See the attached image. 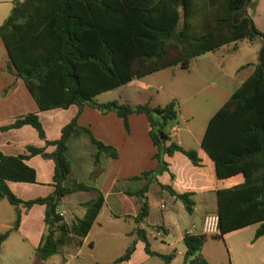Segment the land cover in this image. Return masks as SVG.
I'll list each match as a JSON object with an SVG mask.
<instances>
[{"label": "trees", "instance_id": "16d2710c", "mask_svg": "<svg viewBox=\"0 0 264 264\" xmlns=\"http://www.w3.org/2000/svg\"><path fill=\"white\" fill-rule=\"evenodd\" d=\"M243 1L12 0L0 23L7 71L21 79L36 110L66 108L70 104L76 105L77 110L60 126L55 138H45L34 110L0 124V130L28 124L43 140L41 145L25 143L20 152L0 151V198L14 207L11 225L0 231V244L9 231L17 228L20 207L28 209L32 204H41L42 231L34 246L35 255L45 259L69 241L74 246L80 245L103 196L96 189L92 197L80 202L83 207L80 216L64 220L58 209L63 195L92 188L74 178L67 185L63 183L69 172V161L64 154L66 141L71 135L88 134L95 146L90 178L101 172L100 153L116 156L114 146L97 139L87 126L76 122L77 113L85 104L101 112H114L125 128L129 114L145 116L157 167L133 175L147 180L137 190L128 192L134 193L139 201L133 220L142 221L148 210L147 186L155 180V174L167 169L163 154L180 151L194 165L200 163V158L193 148H184L170 138L169 126L176 118L174 98L164 104H151L149 100L132 104L115 99L98 102L93 96L159 68H185L194 56L222 44L264 36V31L257 29L249 17H240L250 4L247 0L244 7L238 8ZM260 60L252 64L251 71L210 114L199 139L200 147L213 162L217 178L242 175L241 181L214 189L219 229L215 237L251 223L256 224L253 237L264 232V44ZM48 145L52 147L50 150L45 149ZM35 154L52 162L51 189L44 195L21 199L10 190L7 180L35 182V170L25 162ZM159 187L178 198L184 209L191 212L192 191L177 192L163 183ZM150 228L164 231L160 224ZM132 232L134 237L109 264L127 261L136 239L142 241L146 254L157 255L163 264H168L173 250L167 253L151 250L146 231L139 225ZM205 235L183 232L181 264H207L199 252Z\"/></svg>", "mask_w": 264, "mask_h": 264}, {"label": "rangeland", "instance_id": "374dc122", "mask_svg": "<svg viewBox=\"0 0 264 264\" xmlns=\"http://www.w3.org/2000/svg\"><path fill=\"white\" fill-rule=\"evenodd\" d=\"M248 6L252 7V5ZM248 17L252 20L249 13ZM254 18L260 30L264 31L263 0ZM259 42L260 37L253 36L252 39L243 38L236 42L222 44L214 51H206L203 56L192 58L185 68L166 66L96 93L93 98L98 102L115 99L133 104L149 100L151 104H164L174 98L176 118L172 124L176 128L171 131L172 133L170 132V138L183 147L193 148L204 163L203 170L200 172L186 158H183L184 156H180L182 154L176 153L169 162L176 174L162 170V174L157 173L161 174L159 176L162 181L158 179V181L149 182L145 192L148 204L147 214L142 221L135 222L132 215L137 209L134 210L133 206L139 201L134 193L128 192L140 188L147 177L133 175H140L142 171H154L157 167V161L152 157L154 147L147 136L145 116L136 113L128 115L125 128L122 119L114 112H101L85 104L77 113L76 122L87 126L92 135L102 142L115 143V145L109 144L115 147L116 156L111 157L100 153L98 163L101 172L95 178H90L89 171L92 167L95 146L86 132L69 136L64 151L69 161V172L63 183L67 185L70 178H74L92 188L65 194L59 206L63 209L64 218L67 220L80 216L83 207L78 204V201L92 197L97 189L104 194V201L97 215L79 246H74L69 241L60 245L57 252L45 259H40L35 255L34 246L42 231V211L40 210L42 206L33 204L19 228L9 231L1 242L0 264H91L93 262L109 264L112 259L122 253L134 237L135 234L130 233V230L136 225L145 229L151 250L159 253L173 250L174 254L168 264H181L182 251L180 250H183L184 244L180 235L185 232L184 229L198 231L200 213L203 210H215L214 192L206 189V186L215 180L210 167L207 168L206 164H211V159L200 147L199 139L207 118L229 94V88L232 86L234 88L245 70H248L249 63L245 62L257 61ZM239 64L242 65L239 67ZM218 65L225 71L228 79L232 78V83L221 84L222 77L217 72ZM209 67H211L210 70ZM23 108L27 107L22 106L20 110L24 111ZM76 110V105L70 104L66 108L40 111L39 115L36 112L47 138L57 137L60 125L75 114ZM5 118L4 116L1 120H8ZM35 142L41 143V140L30 125L17 132L13 129L0 130V151L4 153L19 152L25 143L35 144ZM29 164L37 171V181H8L7 183L10 190L21 199L41 196L50 190V184L44 182L46 180L44 178H48L47 180L50 178L49 163L36 157L29 160ZM165 176L167 177L164 180ZM175 177L183 183L191 179L200 180L199 184L204 186L193 191L195 209L192 212H187L178 198L159 187V181L169 183ZM238 177L240 174L232 175L224 180H217L216 184H228L236 181ZM114 187L121 188L120 190H124V193L116 191ZM200 199L205 201L201 202ZM13 217V205L5 198H0V231L11 225ZM156 223H162L166 231L161 233L160 229L150 228ZM194 223L196 227L191 226ZM205 237L199 252L207 260V264L233 263L232 252H228L221 237L209 234ZM116 264H163V261L157 255L146 254L142 241L136 239L129 259Z\"/></svg>", "mask_w": 264, "mask_h": 264}, {"label": "crops", "instance_id": "0c3cea01", "mask_svg": "<svg viewBox=\"0 0 264 264\" xmlns=\"http://www.w3.org/2000/svg\"><path fill=\"white\" fill-rule=\"evenodd\" d=\"M261 1L262 0H250V4L249 5H252V7L250 8L249 6H247V8H246L247 9L246 12L251 15V19H252V22H253L254 26L257 29H259V30H260V26H259V24H257V22H255L254 16H255V12L258 9V6L260 5ZM11 4H12V0H0V23L4 20L5 16L7 15ZM204 54H205V52H203L201 54H198V55L194 56L193 58H197V56L201 57ZM6 58H7L6 52H5V49H4L3 45H2V42L0 40V121H5V120H1V118L4 117V116L8 119L5 122H0V124L7 123V122L11 121L14 116H16L18 114H21V113H24L26 111L34 110V111H36L38 113V115H39L40 111H44V110H36L35 103H34L33 99L31 98V96L26 91L25 87L23 86V83H22L21 79L17 75L7 71V69L5 67ZM245 63H249L247 65L248 70L247 71L245 70V73L241 76V78H240V80L238 82H240L251 71V68H252V64L251 63H253V62L250 61V62H245ZM241 65L239 64V67ZM219 66L220 65H218V67H217V72L222 77L220 79L221 84L222 85H226V84L232 83L231 82L232 78L228 79L226 77L227 75H226L225 71L221 70V68ZM210 68L211 67H209L208 69L210 70ZM213 71H215V69ZM229 89H230L229 90V93H230V91L233 89V86H232V88L230 87ZM223 100H222V102H223ZM22 106L23 107H27V108H23L24 111H22V110H20V108ZM50 109H54V108H50ZM50 109H46V110H50ZM137 114H142V113H137ZM127 119H128V117H127ZM146 125H147V122H146ZM27 126H29V125L28 124H23V125H21L19 127L7 128L5 130L13 129V130H15V132H17L18 130H22L24 128H27ZM147 128H148V126H147ZM175 128H176V126L171 123L170 126H169L170 132L175 130ZM146 131H147V129H146ZM45 138H47L46 135H45ZM40 140H41V143L35 142V144L36 145L43 144V140L41 138H40ZM148 140H149V138H148ZM149 142H150V140H149ZM107 143H112L113 145H115V143L110 142V141L109 142L107 141ZM51 148L52 147L50 145L45 147L46 150H50ZM184 148H186V147H184ZM22 150H23V146L21 147L20 151H22ZM176 153L182 154L180 156H184L183 158L187 159V157L182 152L177 151V150L173 151L171 154H163V158L167 162V169L163 170V172H166V171L167 172H171L172 171V172L175 173V170L173 168H171L169 162L171 161L172 158H174V156H176ZM36 157L42 158L39 155L35 154V155L30 156L28 159H26L25 162L29 164V160L34 159ZM199 158H200V156H199ZM42 160H45L46 162H48L50 169L52 168V162H51V160L49 158H42ZM183 162L185 163L184 159H183ZM206 164H207V168L210 167V172L215 178V180L213 182H211L209 185L206 186V189H211L214 192V189H216L217 187L229 186L231 184L237 183V182L242 180L241 173H235V174H232V175L240 174V177H238V179L236 181L229 182V183L227 182L228 184L217 185L216 184L217 180H220V179L224 180L226 178H229L232 175H229V176H226V177H223V178H217L215 176V174H214V168H213L212 160H211V164L210 163H206ZM29 165H31V164H29ZM192 165L201 172V170H203L204 163H203V161L200 158V163L198 165H194V164H192ZM48 169L49 168H48V165H47V170ZM34 170H35V168H34ZM163 172H161V174ZM49 173L51 175V170H50V172H48V174ZM161 174H157L155 176V180L158 181V179H161V177H160ZM36 175H37V171L35 170V181H37V176ZM166 177L167 176H165L164 180L166 179ZM44 179H46L44 182H47V183L50 182V178H49V180H47L48 178H44ZM196 179H198V178H196ZM8 181H10V180H7V183H8ZM161 181H162V179H161ZM199 181L200 180L191 179L187 183H183V182L179 181V179L177 180V177H175L172 181H169V183L160 182V181H159V183L168 184L170 187H172L177 192L192 191V194H191V198H192L194 189L203 188L204 187L203 185L199 184L200 183ZM114 188H115L116 191H118V192L122 191L124 193V190H120L121 188H118V187H114ZM50 189H51V185H50ZM102 196H103V201H104V194L103 193H102ZM214 198H215V194H214ZM84 200L78 201V204L80 205V202L84 201ZM192 200H193V198H192ZM200 201L204 202L205 200L204 199H202V200L200 199ZM38 205H41V204H38ZM31 206L28 209H24L23 207H22V209H20V211H21L20 219H19L18 226H17V228L15 230H17L19 228L23 218L26 216L27 211L30 210ZM41 206H42V209H40V210L42 211L43 210V205H41ZM138 206H139V203L138 204L136 203V205L133 206L134 210L138 209ZM58 209H59V211L61 212V214H62V216L64 218L63 209L59 205H58ZM194 209H195V205H194V200H193L191 212ZM206 211H210V210H203L200 213V215H199V230L196 231V232L200 231L201 217H202L203 213H205ZM64 220L65 221H69V220H67L65 218H64ZM156 224H160L164 228V231L162 229H160L161 233L166 231V229H165V227H164V225L162 223H156ZM191 226L192 227H196V224L194 223ZM255 227H256V224L255 223H251V224H247L245 226H242V227L235 228V229H232L230 231L224 232V233H222L220 235V237L224 241V244L228 248V252L229 253L232 252V260H233L232 264H261L262 260L264 259V232L262 234L256 236V237H253V233H254ZM184 230L186 231L188 229H184ZM192 232H193V230L190 231V233H192ZM158 235H160V234H158ZM181 236H182V234L180 235V238H181ZM180 251H182V253H183L184 248H183V250H180ZM229 260H230V258H229ZM230 264H231V262H230Z\"/></svg>", "mask_w": 264, "mask_h": 264}, {"label": "built area", "instance_id": "2783aa9c", "mask_svg": "<svg viewBox=\"0 0 264 264\" xmlns=\"http://www.w3.org/2000/svg\"><path fill=\"white\" fill-rule=\"evenodd\" d=\"M186 232H190V229L186 230ZM199 232L204 233V234H209V235H214L219 232L218 215L215 210L206 211L205 213H203L201 217V221H200V231Z\"/></svg>", "mask_w": 264, "mask_h": 264}, {"label": "water", "instance_id": "95a60500", "mask_svg": "<svg viewBox=\"0 0 264 264\" xmlns=\"http://www.w3.org/2000/svg\"><path fill=\"white\" fill-rule=\"evenodd\" d=\"M246 2H247V0H244L243 1V3L238 7V8H242V7H244L245 6V4H246ZM235 10V9H234ZM233 10V11H234ZM241 16H246V17H248V13L247 12H244V13H242L241 15H240V17ZM259 37H260V42H259V45H258V47H257V62H261V60H260V50H261V48H262V46H263V44H264V36H262V35H259Z\"/></svg>", "mask_w": 264, "mask_h": 264}]
</instances>
